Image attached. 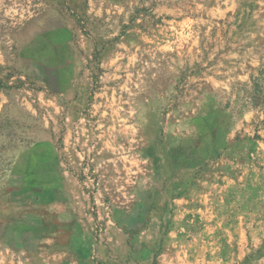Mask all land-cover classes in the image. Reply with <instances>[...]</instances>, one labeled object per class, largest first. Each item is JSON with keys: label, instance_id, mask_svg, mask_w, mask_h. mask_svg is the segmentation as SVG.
Returning a JSON list of instances; mask_svg holds the SVG:
<instances>
[{"label": "rangeland", "instance_id": "1", "mask_svg": "<svg viewBox=\"0 0 264 264\" xmlns=\"http://www.w3.org/2000/svg\"><path fill=\"white\" fill-rule=\"evenodd\" d=\"M74 130L96 135L74 170L95 261L264 264V0H0V180ZM178 158L206 190L156 201L126 245L103 171L163 186ZM0 264L22 262L0 247Z\"/></svg>", "mask_w": 264, "mask_h": 264}, {"label": "crops", "instance_id": "2", "mask_svg": "<svg viewBox=\"0 0 264 264\" xmlns=\"http://www.w3.org/2000/svg\"><path fill=\"white\" fill-rule=\"evenodd\" d=\"M79 132L74 130L62 146H55L53 141L34 143L1 176L0 247L16 253L22 264H106L105 259H94L90 228L84 220L87 197L74 172L82 153L91 150H80L79 141L84 136L88 143L96 135ZM104 144L97 141L94 150L101 151ZM142 146L151 147L149 142ZM164 163L159 168L163 186L149 179L153 168L147 165L142 168L144 173L138 171L130 179L126 172L120 179L112 171L102 173L113 228L126 245L133 237L135 241L137 235L150 231L156 201L182 202L206 190L209 180L192 183L196 168L180 158L173 164Z\"/></svg>", "mask_w": 264, "mask_h": 264}]
</instances>
